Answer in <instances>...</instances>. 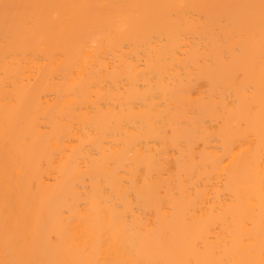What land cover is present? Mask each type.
Returning a JSON list of instances; mask_svg holds the SVG:
<instances>
[{
    "label": "bare ground",
    "instance_id": "6f19581e",
    "mask_svg": "<svg viewBox=\"0 0 264 264\" xmlns=\"http://www.w3.org/2000/svg\"><path fill=\"white\" fill-rule=\"evenodd\" d=\"M0 264H264V0H0Z\"/></svg>",
    "mask_w": 264,
    "mask_h": 264
}]
</instances>
